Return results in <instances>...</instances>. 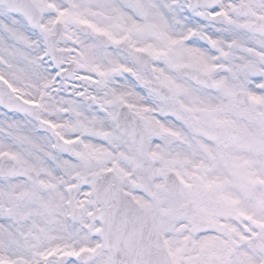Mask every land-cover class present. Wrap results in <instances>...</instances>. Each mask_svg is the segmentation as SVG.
Masks as SVG:
<instances>
[{
  "label": "snow or ice",
  "instance_id": "6c2138e0",
  "mask_svg": "<svg viewBox=\"0 0 264 264\" xmlns=\"http://www.w3.org/2000/svg\"><path fill=\"white\" fill-rule=\"evenodd\" d=\"M0 264H264V0H0Z\"/></svg>",
  "mask_w": 264,
  "mask_h": 264
}]
</instances>
